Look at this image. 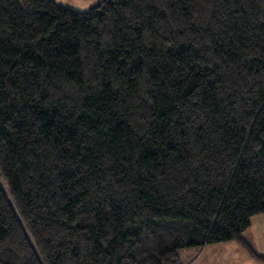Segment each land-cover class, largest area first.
Instances as JSON below:
<instances>
[{"label": "trees", "instance_id": "trees-1", "mask_svg": "<svg viewBox=\"0 0 264 264\" xmlns=\"http://www.w3.org/2000/svg\"><path fill=\"white\" fill-rule=\"evenodd\" d=\"M264 214V0H0V264H186Z\"/></svg>", "mask_w": 264, "mask_h": 264}, {"label": "rangeland", "instance_id": "rangeland-1", "mask_svg": "<svg viewBox=\"0 0 264 264\" xmlns=\"http://www.w3.org/2000/svg\"><path fill=\"white\" fill-rule=\"evenodd\" d=\"M99 0H55L56 3L76 12H84ZM252 250L264 256V214L254 216L250 227L242 234ZM186 264H264L249 257L246 251L235 242L216 243L199 250L181 253Z\"/></svg>", "mask_w": 264, "mask_h": 264}]
</instances>
